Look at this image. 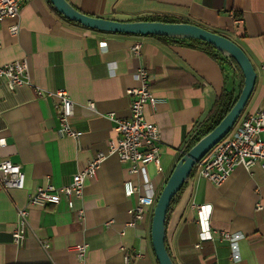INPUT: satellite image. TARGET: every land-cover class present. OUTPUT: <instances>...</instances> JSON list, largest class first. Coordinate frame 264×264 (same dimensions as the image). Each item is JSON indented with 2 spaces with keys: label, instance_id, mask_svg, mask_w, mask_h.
Listing matches in <instances>:
<instances>
[{
  "label": "crops",
  "instance_id": "crops-1",
  "mask_svg": "<svg viewBox=\"0 0 264 264\" xmlns=\"http://www.w3.org/2000/svg\"><path fill=\"white\" fill-rule=\"evenodd\" d=\"M81 13L130 22L168 18L199 26L235 43L248 57L256 78L242 118L264 110V0H66ZM18 25L12 35L10 27ZM174 40V41H173ZM138 45L136 53L133 47ZM27 64V81L8 91L0 80V159L19 165L23 190L0 188V264H78L72 247L85 244L83 264H157L151 240L152 209L135 220L138 196L159 195L179 157L223 90L240 93L242 74L222 55L197 41L156 36L103 33L64 19L49 0H30L17 19L0 25V65ZM146 70L154 109L144 117L157 126L160 170L129 164L109 156L94 178L84 182L73 210L65 199L56 206L30 207L25 240L12 243L17 210L37 187L67 185L88 161L107 149L117 134L106 115L129 116L126 92L138 86L137 69ZM63 90L73 102L69 119L78 139L60 137L55 98H41L33 88ZM93 104V109L87 107ZM137 192L130 198L123 183ZM209 207L212 240L199 250L196 212ZM258 205L260 209L257 210ZM83 212L78 219L76 211ZM133 223V226L129 224ZM240 238L234 247L221 234ZM43 245H47L45 249ZM165 245L175 264H264V171L237 167L220 186L194 169L167 216ZM140 255V257H137Z\"/></svg>",
  "mask_w": 264,
  "mask_h": 264
},
{
  "label": "built area",
  "instance_id": "built-area-1",
  "mask_svg": "<svg viewBox=\"0 0 264 264\" xmlns=\"http://www.w3.org/2000/svg\"><path fill=\"white\" fill-rule=\"evenodd\" d=\"M29 1L0 0V25L5 19H17L21 8ZM18 30V25H14L10 27L9 32L15 35ZM138 49V45H135L132 51L136 53ZM26 75L27 64L25 61H14L0 65V80H4L8 91H14L22 85H29ZM132 77L138 86L126 92L130 98L129 116L118 118L113 113L106 115L114 124V131L117 134L116 140L109 142L105 151L96 153L83 170L71 177L67 185L56 187L48 183L42 187H37L34 193L28 195L25 206L17 210V221L11 233L14 245L20 246L25 240L28 209L30 207L56 206L63 197L68 208L73 210L74 201L82 198L84 182L96 176L101 164L107 157L114 155L119 163H128L130 175L135 174L139 166L147 164H152L157 170H160V159L156 146L159 142V131L156 125L147 122L144 117L145 108L154 109L156 99L150 90L149 78L145 69H137ZM33 89L37 97L55 98L57 100L54 105L58 121L57 134L60 137L78 139L79 133L72 130L69 125V119L73 115V102L67 93L63 90L46 91L35 87ZM87 107L93 109V104L89 103ZM234 127L194 166L199 177L215 186L223 184L237 167H242L250 172L259 165L264 171V110L247 115ZM4 145V139H0V147ZM24 184L25 174L21 167L8 160L0 159V188L3 191L23 190ZM136 192L137 189L131 180H126L123 183V193L126 198L132 197ZM155 202L156 198L152 194L138 196L136 206L131 211L134 219L141 220L143 210L145 208L153 210ZM191 209L197 215L199 241L195 247L199 248L201 242L212 240L209 207L192 204ZM259 209L260 206L258 205L257 210ZM76 216L78 219H82L83 212L81 210L76 211ZM129 225L133 226V223ZM221 237L232 247L240 238L239 235L228 233H222ZM43 247L46 249L47 245H43ZM72 250L78 264H83L88 252L87 245H75ZM127 259L128 256L125 255V264H127Z\"/></svg>",
  "mask_w": 264,
  "mask_h": 264
},
{
  "label": "water",
  "instance_id": "water-1",
  "mask_svg": "<svg viewBox=\"0 0 264 264\" xmlns=\"http://www.w3.org/2000/svg\"><path fill=\"white\" fill-rule=\"evenodd\" d=\"M49 1L64 19L91 30L113 34L195 40L206 43L221 55L234 61L242 74V88L231 109L207 135L183 154L156 198L150 226L153 253L157 264H173L165 248V220L170 202L187 181L196 163L224 139L237 123L252 94L256 78L255 70L248 57L235 43L199 26L188 23L109 20L85 15L73 8L66 0Z\"/></svg>",
  "mask_w": 264,
  "mask_h": 264
},
{
  "label": "trees",
  "instance_id": "trees-1",
  "mask_svg": "<svg viewBox=\"0 0 264 264\" xmlns=\"http://www.w3.org/2000/svg\"><path fill=\"white\" fill-rule=\"evenodd\" d=\"M60 15V14H59ZM142 21H149V22H162V23H178L177 21H174L172 19H168V18H151V19H145ZM158 39L166 42L168 40H171V38H165V37H157ZM178 40V39H176ZM174 41V40H173ZM195 41V40H193ZM203 45H205L207 47V49L209 51H213L218 53L215 49H213L210 45L197 41ZM218 55L220 56L221 54L218 53ZM223 59H226L228 61H231L235 66L236 64L234 63V61H232L231 59L227 58L226 56L222 55ZM236 68L238 69V67L236 66ZM239 93L237 95H232L230 92H227L225 90L222 91V93L220 94V96L214 101V103L212 104L207 118L201 123L199 124L194 132V135L191 137V139L188 141L183 154H185L194 144H196L202 137H204L205 135H207L220 121L221 119L228 113V111L231 109V107L233 106V104L235 103L237 97H238ZM243 112L241 113L240 118L242 117ZM246 117V116H245ZM183 154L179 157V159L183 156ZM194 171V168L192 169V171L189 174V177L192 175ZM188 177V178H189ZM186 183V182H185ZM185 183L183 184L182 188L180 189V191L173 197V199L170 202V205L168 207V211L166 214V220H165V227H166V221H167V216L169 214V212L172 209V206L174 205V203L176 202L178 196L180 195ZM203 242H201L199 250L203 247ZM165 248L170 256V253L165 245ZM171 258V256H170ZM172 262L173 259L171 258ZM173 264H175L173 262ZM207 264H214V263H207Z\"/></svg>",
  "mask_w": 264,
  "mask_h": 264
},
{
  "label": "rangeland",
  "instance_id": "rangeland-1",
  "mask_svg": "<svg viewBox=\"0 0 264 264\" xmlns=\"http://www.w3.org/2000/svg\"><path fill=\"white\" fill-rule=\"evenodd\" d=\"M241 120V118L238 119L237 123L235 124V127L239 124V121ZM234 127V128H235Z\"/></svg>",
  "mask_w": 264,
  "mask_h": 264
}]
</instances>
